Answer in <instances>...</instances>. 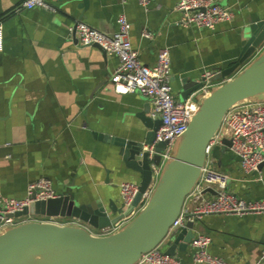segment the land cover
<instances>
[{"label":"crops","instance_id":"1","mask_svg":"<svg viewBox=\"0 0 264 264\" xmlns=\"http://www.w3.org/2000/svg\"><path fill=\"white\" fill-rule=\"evenodd\" d=\"M45 1L56 11L28 9L24 0H0V194L24 198L29 184L45 177L58 195L121 208V183L140 184L142 179L127 167L121 147L143 142L151 131L145 118L160 117L148 97L116 91L111 75L118 57L77 44L71 28L81 21L113 34L118 17L125 15L141 61L152 65L160 49L169 48L175 98L199 100L201 87L183 98L185 87L200 84L206 69L231 65L249 28L264 19V0H221L234 18L215 30L183 26L178 0H155L148 10L137 0ZM144 31L153 37L144 38ZM212 158L230 176V192L264 199V164L246 173L230 150ZM54 219L61 225L69 220ZM195 231L209 235V253L228 264H264V213L207 216L195 223ZM167 246L165 242L161 249ZM176 256L182 264H201L194 263L191 245Z\"/></svg>","mask_w":264,"mask_h":264},{"label":"built area","instance_id":"2","mask_svg":"<svg viewBox=\"0 0 264 264\" xmlns=\"http://www.w3.org/2000/svg\"><path fill=\"white\" fill-rule=\"evenodd\" d=\"M127 3L130 0H119ZM146 10L155 0H137ZM221 0H178L176 10L182 14L181 24L185 27L196 26L215 30L221 22H230L234 12L223 6ZM23 6L32 9L40 7L52 12L56 9L45 0H24ZM157 5V8H160ZM118 29L113 34L100 31L85 22H77L71 32L77 39V44H98L108 54L118 57V65L111 75V82L119 93H139L148 97L153 105L154 114L159 115L161 124L158 127L153 142L145 147L149 151V159L153 160L156 153L161 156L160 165L151 164L152 180L146 191L136 202L129 215L120 219L116 224L102 229H96L78 219L68 218L66 224L82 225L98 236H105L116 232L136 215L140 208L149 200L158 181L163 163L170 157L175 141L183 135L199 108V101L187 99L177 100L171 87L172 60L170 49H160L154 64L149 65L141 61L130 40L131 23L125 15L117 19ZM144 38L151 39L153 35L144 31ZM4 46L3 28L0 24V50ZM217 70L206 69L202 74L200 90L208 95L212 87L221 84L213 83L212 78ZM232 141L230 151L238 158L241 168L246 173L257 172L264 164V101H248L232 107L225 115L220 129L210 141L206 153L207 161L201 176L191 192L186 196L183 208L170 228L169 235L186 227L188 221L197 223L212 215H257L264 213V199H245L228 190L230 176L213 164L211 154L215 148L222 147V140ZM159 142H165L162 151H156ZM212 189L210 192L207 189ZM140 186L133 182L120 185L124 208H130L139 195ZM58 194L54 190L49 178H40L29 184L24 198L14 199L0 194V231L28 221L53 222V217L40 215L15 214L23 212L31 203L55 198ZM211 237L205 233L195 231L190 243L193 249L194 263L228 264L221 257L211 255L208 247ZM137 264H182L176 255L166 254L160 246L142 254Z\"/></svg>","mask_w":264,"mask_h":264},{"label":"water","instance_id":"3","mask_svg":"<svg viewBox=\"0 0 264 264\" xmlns=\"http://www.w3.org/2000/svg\"><path fill=\"white\" fill-rule=\"evenodd\" d=\"M77 43V39L74 40ZM97 47L106 55V51ZM252 58V59H251ZM212 87L210 93H202L199 108L193 115L187 131L174 143L170 157L163 163L158 181L145 207L129 222L114 233L94 235L82 225L57 224L48 221H28L0 231V264L11 255L35 254L44 251L47 245L71 247L72 257L66 264H137L142 254L168 242L164 251L176 255L186 251L195 232V223L188 221L186 227L169 235L174 221L180 214L186 196L201 176L207 161V147L220 129L226 113L235 105L248 101H264V19L249 28L245 43L231 65L218 69L212 80L227 78ZM186 86L182 94L187 98L202 86ZM151 128L143 142L122 145L121 154L127 167L141 173L139 195L134 204L125 209L111 204L81 203L71 194L31 203L16 217L32 214L46 217L78 219L96 229L116 224L129 215L142 193L152 180L151 164L160 165L161 156L156 153L149 159V146L155 139L161 119L145 118ZM232 145L228 138L222 140L221 155ZM165 142H159L156 151H162ZM263 165V164H262ZM161 186L164 187L160 190ZM214 192L212 189H207ZM118 215L113 216V214Z\"/></svg>","mask_w":264,"mask_h":264},{"label":"rangeland","instance_id":"4","mask_svg":"<svg viewBox=\"0 0 264 264\" xmlns=\"http://www.w3.org/2000/svg\"><path fill=\"white\" fill-rule=\"evenodd\" d=\"M218 152H219V148H215L213 150V153L211 154V156L212 157L213 156H216L218 154ZM146 204L147 203H145V205ZM145 205H143V207L140 208V210L136 213V215L145 207ZM136 215H134L130 220H132ZM56 220L57 219H53L52 221H56ZM66 222H68V220ZM64 224H66V223H64ZM71 251H74L71 247L61 246V245H47V246L44 247V251H41L39 253H35V254H22V255L20 254V255H17V256H22V257H25V258H28V259H30V258L32 259L34 257L35 259H47V260H51L52 258H55V257L56 258L57 257L66 258L67 256L71 255V254H68ZM7 258L8 257H6V258L3 259V263L4 264H15L11 260L10 261H7L6 260Z\"/></svg>","mask_w":264,"mask_h":264},{"label":"bare ground","instance_id":"5","mask_svg":"<svg viewBox=\"0 0 264 264\" xmlns=\"http://www.w3.org/2000/svg\"><path fill=\"white\" fill-rule=\"evenodd\" d=\"M163 189H164V187L161 186L160 190H163ZM8 258L6 259L7 261H10L11 260L15 264H66V263L69 262V260L72 257L69 255L66 258H63V257H57L56 258L55 257V258H52L51 260H47V259H35L34 257L32 259L31 258L28 259V258H25V257H22V256L11 255Z\"/></svg>","mask_w":264,"mask_h":264}]
</instances>
